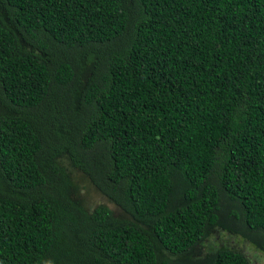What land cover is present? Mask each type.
Instances as JSON below:
<instances>
[{"label":"trees","instance_id":"16d2710c","mask_svg":"<svg viewBox=\"0 0 264 264\" xmlns=\"http://www.w3.org/2000/svg\"><path fill=\"white\" fill-rule=\"evenodd\" d=\"M221 232L264 253V0H0V264H253Z\"/></svg>","mask_w":264,"mask_h":264},{"label":"rangeland","instance_id":"374dc122","mask_svg":"<svg viewBox=\"0 0 264 264\" xmlns=\"http://www.w3.org/2000/svg\"><path fill=\"white\" fill-rule=\"evenodd\" d=\"M74 173V172H73ZM74 176L77 178V180L82 178V174L74 173ZM79 177V178H78ZM84 177V176H83ZM85 180H82L81 183V196H85L84 200V206L88 210H92L93 207H95L98 204H104L108 205L110 208H112V204L103 197L99 192H97L94 187H92L88 182L87 179L84 177ZM80 185V183H78ZM85 187L83 190L82 188ZM219 236L221 239L216 241L214 238L212 241L205 242L204 245L216 244V243H223L225 245L231 246L233 248H236L238 250H241L242 253L253 263V264H264V253H261L260 251H256L255 249H252L248 244L245 245L239 237L231 236L226 233H219Z\"/></svg>","mask_w":264,"mask_h":264}]
</instances>
